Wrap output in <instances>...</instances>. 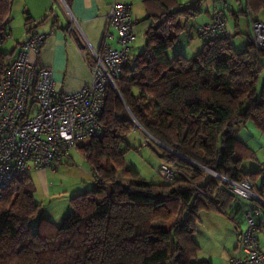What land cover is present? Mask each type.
<instances>
[{"label": "trees", "instance_id": "1", "mask_svg": "<svg viewBox=\"0 0 264 264\" xmlns=\"http://www.w3.org/2000/svg\"><path fill=\"white\" fill-rule=\"evenodd\" d=\"M13 1L0 0V74L15 53L1 49ZM201 1L171 12L164 3L158 26L170 20L178 29L187 27L201 12ZM246 3L242 13L264 21V0ZM178 16L186 18L185 26ZM147 37L144 51L107 87L104 135L78 148L93 188L72 197L73 211L60 225L42 218L35 229L40 205L34 182L29 175L15 180L0 198V264H211L199 259L200 213L226 208L237 197L207 169L234 181L252 179L264 193L261 170L243 168L245 156L254 155H239L237 138L248 120L264 131V49L252 34L243 51L234 49L233 35H217L203 39L197 56L184 59L180 50L169 54L178 34L150 30ZM141 128L162 145L173 178L155 183L128 165L127 137Z\"/></svg>", "mask_w": 264, "mask_h": 264}, {"label": "built area", "instance_id": "2", "mask_svg": "<svg viewBox=\"0 0 264 264\" xmlns=\"http://www.w3.org/2000/svg\"><path fill=\"white\" fill-rule=\"evenodd\" d=\"M55 1L69 9L67 0ZM72 21L70 29L77 31L83 54L90 51L93 56L89 84L74 93L57 89L54 71L38 62L49 36L39 31L30 35L9 69L0 74V198L15 180L31 171L58 170L74 149L104 135L101 117L107 87L115 86L132 58L131 45L136 37L132 4L111 1L107 31L99 49L78 34L79 24L74 18ZM110 29L117 31L116 47L108 42L112 37ZM194 34L202 39L230 35L224 9L215 8L212 20L195 28ZM252 39L257 48L264 49V21L252 18ZM181 52L182 49L178 54ZM157 172L163 179L176 174L167 164ZM216 176L230 185L238 199L250 204L245 214L246 227L240 233V255L233 257L230 264H264V193L258 192L252 179L234 181ZM260 178L264 179V167Z\"/></svg>", "mask_w": 264, "mask_h": 264}, {"label": "crops", "instance_id": "3", "mask_svg": "<svg viewBox=\"0 0 264 264\" xmlns=\"http://www.w3.org/2000/svg\"><path fill=\"white\" fill-rule=\"evenodd\" d=\"M67 1L69 4L68 10L55 0H14L11 18L8 24L9 35L6 42L1 46V49L5 52L14 51V60L22 50L24 42L32 33L37 31L48 33L49 36L38 59L39 65L48 67L54 71V79L58 90L64 93H74L91 82L92 72L89 63L93 62V56L90 51H88L86 55L83 54L82 48L78 42L77 31L70 29L71 23L73 22L72 18L79 24L78 34L80 33L82 37L88 41L90 46L99 49L107 31L108 15L112 0ZM126 1L132 4L134 31L136 34L135 40L131 45L132 56L144 51L148 41L147 34L150 30H154L156 33L160 34L176 33L179 35L178 41L181 42V45H175L174 49L169 52L170 56H174L180 49H182L181 57L184 59L190 58L185 57L184 53L187 49L192 52L193 56L198 55L203 47L200 43L196 44V40H194L195 28L203 23L211 21L215 8L224 9L231 35H235L236 33L247 34L249 42L251 41L252 20L250 16L242 13V10L247 9L246 0H219L218 2H214V0H202L201 12L191 17L188 20L187 27H182L181 29L172 26L170 20L158 26L160 16L166 10L164 3L171 8L169 10V12H171L175 10L179 4L186 5L196 0ZM224 4H227V7H225ZM17 18L21 20L19 25L14 24V22L18 20ZM177 20L181 25H186L187 20L185 17L178 16ZM110 32L112 33V37L108 39V42L116 47L117 31L110 29ZM184 35L185 42L182 43V37ZM232 45L234 49L237 50L233 42ZM32 59H36V56L32 55ZM250 147V149H252V146ZM252 152L249 153L254 155L255 152ZM258 162L259 164L257 166H251L250 169H245L244 166L243 168L246 172L260 171L264 167V160ZM164 163L167 164L163 161L162 164ZM257 184H260V180ZM228 207L229 213L234 212L242 223H246L245 214L246 210L250 207L249 203L237 198ZM202 224V230H204V232L208 231V227L202 220L199 228ZM240 233L241 232H236V251L232 253L228 260V264H230V260L233 257H238L240 255L238 250ZM209 262L213 264L212 257H210Z\"/></svg>", "mask_w": 264, "mask_h": 264}, {"label": "rangeland", "instance_id": "4", "mask_svg": "<svg viewBox=\"0 0 264 264\" xmlns=\"http://www.w3.org/2000/svg\"><path fill=\"white\" fill-rule=\"evenodd\" d=\"M17 19L14 22L15 25L21 23V20ZM182 39V43H184L185 35ZM194 40H196V44L200 43L203 47L204 42L201 38L195 36ZM232 42L237 51H243L248 46L249 37L247 34L236 33L232 37ZM176 45H181V42L178 41ZM184 54L185 57L190 58L197 56H193L188 49ZM262 80L260 85L263 83ZM237 138L239 140V155L242 153L246 155L247 150L255 152L254 158H250L249 155L245 156L247 157L243 161L245 169L257 166L258 161L264 160V131L256 125L254 120H248L238 127ZM127 142L130 146L126 154L128 165L138 169L146 180L155 183L162 182V177L157 172L162 162L166 161L161 155L162 145L142 128L132 131L127 137ZM250 146L253 150L250 149ZM78 148L71 152L58 170L47 168L42 171L30 172L29 176L35 185V199L40 205L38 215L33 220L35 229L42 218L60 225L63 219L73 211L72 197L93 188L95 179L91 174L89 163ZM120 178L122 177L120 176ZM200 217L208 227V231L202 230V224L195 234V238L201 246L199 259L209 261L212 257L213 264H228L232 253L236 251V232L245 229L246 223H242L234 212L229 213V207L223 206L219 210H203ZM160 224V222L154 223L155 226Z\"/></svg>", "mask_w": 264, "mask_h": 264}, {"label": "water", "instance_id": "5", "mask_svg": "<svg viewBox=\"0 0 264 264\" xmlns=\"http://www.w3.org/2000/svg\"><path fill=\"white\" fill-rule=\"evenodd\" d=\"M209 172L213 173L214 175H218L215 171L211 170V169H207Z\"/></svg>", "mask_w": 264, "mask_h": 264}]
</instances>
